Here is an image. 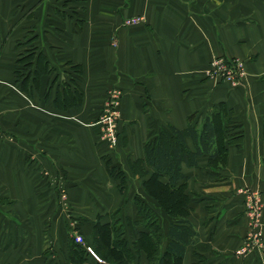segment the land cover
Segmentation results:
<instances>
[{
  "label": "crops",
  "instance_id": "1",
  "mask_svg": "<svg viewBox=\"0 0 264 264\" xmlns=\"http://www.w3.org/2000/svg\"><path fill=\"white\" fill-rule=\"evenodd\" d=\"M139 14L146 20L123 24L125 17ZM31 30L40 33L36 44L57 70L24 91L14 70L19 34ZM223 53L247 64V79L238 87L207 74L211 58ZM73 62L83 66L78 83L84 100L59 109L55 98L65 87L52 82L59 69ZM71 83L66 87L72 93ZM115 86L123 91V138L112 152L98 142L99 126L91 123ZM220 103L229 107L243 136L240 144H228L227 162L216 172L203 154L199 165L183 166L189 176V217L200 233L187 248L184 264L200 263L201 255L204 264H264V231L252 249L239 252L254 231L248 206L259 210L264 228V0H0V127L13 137H0V188L12 200L10 213L0 207V241L16 235V244L0 245V264H48V238L70 251L72 237L63 215L49 227L45 222L50 207L40 204L36 191L46 189L31 179L39 172L60 178L64 172L73 181L71 199L79 207L74 214L90 221L81 227L87 236L95 221H111L119 209L124 219L137 218L138 194L161 218L166 248L171 217L150 198L144 178L133 174L130 163L145 157L146 140L160 128L171 123L185 128L193 114L194 122L203 123ZM188 143L194 148L189 138ZM106 151L129 179L138 180L136 188L128 183L125 193L118 190L120 180L108 174L100 157ZM28 157L34 160L30 171L25 168ZM95 168L110 183L98 187L101 195L92 188ZM6 223L15 229L3 233ZM142 260L148 264L145 256Z\"/></svg>",
  "mask_w": 264,
  "mask_h": 264
},
{
  "label": "trees",
  "instance_id": "2",
  "mask_svg": "<svg viewBox=\"0 0 264 264\" xmlns=\"http://www.w3.org/2000/svg\"><path fill=\"white\" fill-rule=\"evenodd\" d=\"M37 50L32 46L18 58L16 79L24 91L30 89L31 80L38 87L41 76L53 71L47 54ZM72 66L78 72V79L75 76L72 93L68 87L57 93L54 104L59 109L79 105L84 100V91L78 83L84 73L83 66L77 62H73ZM228 109L226 104L220 103L203 123L194 122L193 114L190 116L191 123L185 128H178L173 123L160 128L153 138L146 140L145 157L130 163L133 172L144 178L142 186L150 198L171 217L166 248L163 245L161 218L150 202L135 195L137 218L124 219L119 209L111 214V221L104 223L99 218L93 224L94 248L102 262L93 258L87 248L73 239H70L66 261L70 264H84L86 260H90L89 264H142L145 256L148 264H184L187 248L197 241L200 233L189 217L191 196L185 182L189 176L183 172V166L199 165L197 159L202 154L209 156L213 169L226 164L228 144H240L243 136L240 125L229 116ZM188 138L194 148L190 147ZM106 165L110 176L119 179L118 184L123 188L128 181L125 171L111 160L106 159ZM147 166L152 169L151 172ZM127 229L132 234L131 242L126 237ZM200 258L202 262L198 264H204L206 257L201 255Z\"/></svg>",
  "mask_w": 264,
  "mask_h": 264
},
{
  "label": "rangeland",
  "instance_id": "3",
  "mask_svg": "<svg viewBox=\"0 0 264 264\" xmlns=\"http://www.w3.org/2000/svg\"><path fill=\"white\" fill-rule=\"evenodd\" d=\"M139 16H141V19L139 20V22L146 20L144 14L128 16V17L133 18V17H139ZM128 17H125V19L123 21V24L125 26L126 25H134V24H138L139 23V22L134 23V24L126 23V19ZM20 18H21V16H20ZM23 18H25V17H23ZM21 20L23 21L22 18H21ZM19 35L20 36L18 38V46H21V48H20L21 52L19 54V57H21L32 46H35V48H37L39 51H42L40 49L41 47L36 44L37 43L36 40H38V38L41 36L38 31L31 30L28 34H23V35L19 34ZM112 42L114 43V45H116V44L118 45V43H119V42H117V38L116 37L113 38ZM38 50H37V52H38ZM223 57H225L227 59H235V58H237L239 56H229V55H227V53H223L221 55H216V56L212 57L210 62H209V67L207 69V74H208L209 77H213L210 74V72L212 71L211 68H213L212 62L214 60H218V58H223ZM239 58L241 59V57H239ZM241 60L245 64L244 70H245L246 76L244 78L246 80L247 79L246 77H247V74H248L247 64L245 63V61L243 59H241ZM50 65H51V62H50ZM17 67H18V65H15V69ZM51 67H52V69L54 71L57 70L52 65H51ZM14 73L16 74L15 77L17 78V73L15 72V70H14ZM77 73L78 72L72 66V64H68V66L65 67L64 70L63 69H59L58 70V74H56V77L54 78V81L52 83H54L57 80L59 84L64 85V87H66V86H68V80H70V81H72L71 84L73 85V80H74L75 76H77V79H78V74ZM244 81H242L241 83L243 84ZM220 82H224V81H220ZM32 83H33V81L31 80L29 82V85H31ZM238 85H240V84H238ZM73 86L75 87V84ZM231 87H238V86H231ZM73 90H74V88H73ZM106 99H107V97L105 98V100ZM122 99H120V100L122 101ZM121 101H120V105H119L120 110H121ZM98 119H99V115L96 118V120L94 121V123L93 122L91 123L93 126H95V123L99 126L98 130L96 131L97 132V138L99 140L98 142L102 143V144L104 143L105 145H107V147L109 148L110 151L114 152V150L119 145L120 140H122V138H123L122 137V131H121V127H123V124H122V110H121V113H120V121L118 120L119 124H120L119 129H118L119 130V140H117L116 146L113 145L111 147V145L108 142V138H106L104 136L105 135L104 133L102 134V131H101L102 124H100L98 122ZM0 137L1 138L2 137L3 138L9 137L11 139L13 138L10 130L3 129L1 127H0ZM110 154H111L110 152L106 151L102 156L100 155V157L103 159V161L106 162V159L107 160H111L110 157H109ZM33 164H34V160H31V158L28 157V160L26 162L25 168H27V170L30 171L32 169L31 167H32ZM36 169L37 170L39 169L38 166H36L35 171H36ZM62 169L65 170V167H62ZM130 170H132V168H130ZM132 172H133V170H132ZM133 174L136 176V174L134 172H133ZM92 175L95 176L94 182H92V184H93L92 188L94 189V191L96 193L101 195L98 192V190H97L98 187L101 188L102 186H104V187L106 186V188H108L110 183L107 185V179H105V177L102 176L101 172L99 171V168H95V170L93 169ZM31 179L34 180L35 183H38V185L40 187H44V189H46L45 193H43V194L40 192V190H41L40 187H39L40 190L37 189V191H36L38 193V194L37 193L36 194L39 195L38 199H39L40 204H43L44 202H46L47 204H49L48 207H50L49 209L47 208L48 212H46V214H45L46 217H47L45 222L48 225V226L47 225L46 226L49 227L51 222H54V220L56 218H58L59 214H62L63 215V220L62 221L66 223L65 227H66V229H69V232L71 233L70 234L71 235L70 238L72 237L71 239H73L75 242H77L79 244L81 243L85 248H87L88 252L92 255L93 258H95L97 261L102 262L103 260L100 258V256H98L97 252L95 251L96 249L94 248V239H93L94 234L90 235V236H87L82 231L83 225L86 224V221H87L86 217L87 216L83 215V216H80V217L78 216L77 217V215L75 216V214H74V213H76L75 211H77V209L79 207H77L76 204H74L72 202V199H71V196H72L71 188L73 187V181L70 180V179H67V176H66V174H64V172H63L62 178L58 177V174H56L55 172H51V173H40L39 172V174H37L36 177H34V179L31 176ZM137 181L138 180L134 176H132L131 179L128 178V181H127L126 185L123 188H121L119 186V184H118V190H121L123 193H125L124 191L126 189H128V183H131V187L135 186V188H136L137 187ZM111 183H113V182H111ZM90 188H91V186H90ZM2 190H4V188H0V207H2V208L4 207L3 209H6L8 211L7 213H10L11 210H9L7 208L10 207V204H11L12 200H11L10 196L8 197L5 194V192L2 193L3 192ZM98 194H96L97 197H98ZM90 195H92V194H90ZM135 195H138V194H135ZM7 205H8V207H7ZM83 207H86L85 203L83 204ZM252 207L253 206L250 205L247 208H250V210L248 209V211L250 212V214H252V218L251 219H252V226L254 228V231L251 232L250 235H248V240H246V243L244 244V246H242L240 248V250H241V251H239L240 253H244L246 251L248 252L250 249H252L253 245H255L257 243L258 237L261 238L262 235H263L264 228L262 227V222H260V218H259V217H261V214L259 213L258 209H254ZM120 211H121L120 212L121 216L123 217L122 209H120ZM2 215L3 214L0 211V221L3 220L2 219ZM167 221H168V218L165 217L163 222L166 223ZM87 222H90V221L88 220ZM6 224L7 225H5L3 233H5L6 229L7 230H11V228L14 227V225L11 226L10 223H6ZM8 225L10 226L9 228H7ZM63 225H62V227H63ZM2 229H3V227H2ZM14 229H15V227H14ZM126 232H130V231L127 229ZM78 234L83 235V241L84 242L82 240L78 241L76 239ZM10 235H11V238L5 239L4 242L0 241V245L2 247H6V246H8V244H11V243L12 244H14V243L16 244V242H15L16 235L15 236L14 235L12 236V234H10ZM131 236H132V234H129V233L126 236L129 239L130 242L132 241V237ZM85 237H87V238H85ZM48 239H47V241H49V242L46 243V249H45L46 250L45 256H46L47 263L48 264H70L69 262L66 261L68 252H65V250L62 251V250L58 249L57 246H55V243L51 242L50 239L49 240ZM67 249H69V248H67ZM206 260H204L203 262H205ZM89 261L90 260H86L84 264H89L90 263ZM200 262H202V261H200Z\"/></svg>",
  "mask_w": 264,
  "mask_h": 264
},
{
  "label": "built area",
  "instance_id": "4",
  "mask_svg": "<svg viewBox=\"0 0 264 264\" xmlns=\"http://www.w3.org/2000/svg\"><path fill=\"white\" fill-rule=\"evenodd\" d=\"M141 16L139 17H128L126 23L134 24L139 22ZM213 68L210 74L214 79L219 81H227L231 86H238L242 81L245 80V64L243 61L237 57L235 59H227L225 57L218 58L212 62ZM123 91L115 86L108 90L106 97L101 108V114H99L98 122L102 124V134L108 138V142L111 147L116 146L117 140H119V121L121 110L119 108L120 99L123 98ZM119 120V121H118ZM260 233V232H259ZM78 241H83V235L78 234ZM84 242V241H83Z\"/></svg>",
  "mask_w": 264,
  "mask_h": 264
}]
</instances>
